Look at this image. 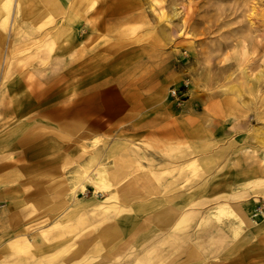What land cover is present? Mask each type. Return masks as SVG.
Instances as JSON below:
<instances>
[{
	"label": "rangeland",
	"instance_id": "rangeland-1",
	"mask_svg": "<svg viewBox=\"0 0 264 264\" xmlns=\"http://www.w3.org/2000/svg\"><path fill=\"white\" fill-rule=\"evenodd\" d=\"M0 5V264H264V0Z\"/></svg>",
	"mask_w": 264,
	"mask_h": 264
},
{
	"label": "crops",
	"instance_id": "crops-1",
	"mask_svg": "<svg viewBox=\"0 0 264 264\" xmlns=\"http://www.w3.org/2000/svg\"><path fill=\"white\" fill-rule=\"evenodd\" d=\"M47 2V0H45ZM53 11L52 9L50 10V12ZM53 13V12H52ZM48 13L45 15V17H47ZM99 106V110H103V112H107V113H111L112 111H114V105L111 102H102V104L99 102L98 104ZM116 106V105H115ZM118 107V105L116 106ZM60 121L62 119H59ZM48 128H51L50 126H47ZM53 128V127H52ZM37 129L36 125L33 126H29L27 127L26 130H35ZM40 137V136H39ZM51 139V140H50ZM52 140H56L57 142L61 143L60 145H57L60 149L57 150L56 148L54 149L52 147V145L48 148L45 147L44 149L39 151V148H37L38 146H42L43 144H45L48 142H52ZM24 145L27 146V149H23L22 151H17L15 150L14 152H16L17 154H22L25 157V161L26 163L24 164H16L11 163L12 161H2V157L0 156V200H5L6 203V207L9 205H12L11 200H6L9 199L10 197H8L9 194V190L5 189V187L3 186V184L6 182V180L10 177L11 173L13 174V170H63V153H64V149L66 148V143L65 141L57 138L54 134L52 133H47L46 135L41 136L40 138H29L25 140ZM53 150L58 151L56 153V151H54V154H51V152ZM62 151V152H61ZM60 154V156H59ZM0 155H2V153H0ZM27 159V160H26ZM6 170H12L11 172H6ZM4 212V210H3ZM97 259L93 258L92 259V264H100L96 262ZM32 264H37L36 261L32 262ZM57 264H86L85 263V258L84 260H77L75 262H71V263H63V262H59ZM152 264H160V263H152Z\"/></svg>",
	"mask_w": 264,
	"mask_h": 264
},
{
	"label": "bare ground",
	"instance_id": "bare-ground-1",
	"mask_svg": "<svg viewBox=\"0 0 264 264\" xmlns=\"http://www.w3.org/2000/svg\"><path fill=\"white\" fill-rule=\"evenodd\" d=\"M2 9V6L0 5V10ZM176 14V13H175ZM168 18V17H167ZM243 70V69H242ZM258 76H260V75H258ZM247 78H248V76H247ZM250 78V77H249ZM261 78V77H260ZM253 79H255V77H253ZM257 79V81L259 80V78H256ZM244 80H246V79H244ZM251 80V79H250ZM249 83H251V82H249ZM256 83V82H255ZM252 84V83H251ZM249 87H251L252 88V86H249ZM257 87V86H256ZM251 88H250V90H251ZM248 89V88H247ZM247 89H246V91H247ZM253 89V88H252ZM249 92V91H248ZM254 94V93H253ZM255 135V134H254ZM255 138V137H254ZM250 146V145H249ZM213 150V149H212ZM214 151V150H213ZM218 151V150H217ZM215 152V151H214ZM225 151H223L222 150V152H221V154L222 153H224ZM209 153V152H208ZM216 153V152H215ZM218 153V152H217ZM219 153H220V151H219ZM219 156H221L220 154H218ZM217 154H216V156H218ZM98 173V172H97ZM107 177V176H106ZM97 179H98V181H99V185H97L96 186V188L97 189H99V188H105L106 186H107V184L105 183L107 180H105V177L103 176V172H101V171H99V173H98V175H97V177H96ZM108 182V181H107ZM255 183L256 184H261V185H264V178H259V177H257L256 178V180H255ZM249 186V185H248ZM255 186V185H254ZM258 186V185H257ZM257 186H255V187H257ZM95 188V189H96ZM232 202V201H231ZM244 204H247V203H244ZM243 206V205H242ZM245 207V206H244ZM213 218L216 220V221H220V220H222V218L224 217V216H230V215H233V216H236L237 217V214L236 213H234V211L233 210H230L229 209V207L227 206V203L226 202H223V203H218L217 205H216V208H215V210L213 211ZM233 216H230V217H233ZM225 218H227V217H225ZM239 222H241L240 221V219H239ZM220 224V223H219ZM240 226H237L235 229H234V234L236 235V234H238L239 233V231H240ZM154 241V240H153Z\"/></svg>",
	"mask_w": 264,
	"mask_h": 264
},
{
	"label": "built area",
	"instance_id": "built-area-1",
	"mask_svg": "<svg viewBox=\"0 0 264 264\" xmlns=\"http://www.w3.org/2000/svg\"><path fill=\"white\" fill-rule=\"evenodd\" d=\"M173 93H175V91H173Z\"/></svg>",
	"mask_w": 264,
	"mask_h": 264
}]
</instances>
